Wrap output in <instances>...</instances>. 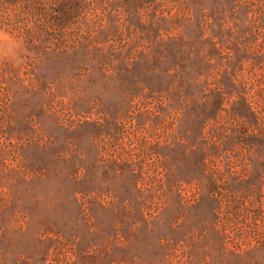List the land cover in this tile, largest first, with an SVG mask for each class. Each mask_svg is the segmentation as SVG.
<instances>
[{
	"label": "rangeland",
	"instance_id": "1",
	"mask_svg": "<svg viewBox=\"0 0 264 264\" xmlns=\"http://www.w3.org/2000/svg\"><path fill=\"white\" fill-rule=\"evenodd\" d=\"M84 2L0 14V264H264V0Z\"/></svg>",
	"mask_w": 264,
	"mask_h": 264
},
{
	"label": "trees",
	"instance_id": "2",
	"mask_svg": "<svg viewBox=\"0 0 264 264\" xmlns=\"http://www.w3.org/2000/svg\"><path fill=\"white\" fill-rule=\"evenodd\" d=\"M85 4L87 3L84 0H0L1 23L13 29L22 24L21 29L26 30L35 26L46 31H62L78 22L79 15L85 10ZM54 40L57 48L71 44L64 37H55ZM238 200L243 202L242 197ZM246 241L251 242L250 239L243 242Z\"/></svg>",
	"mask_w": 264,
	"mask_h": 264
}]
</instances>
